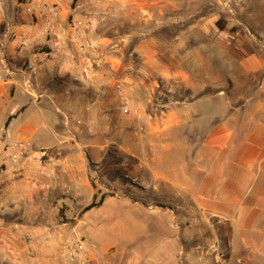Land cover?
Listing matches in <instances>:
<instances>
[{"label":"crops","instance_id":"0c3cea01","mask_svg":"<svg viewBox=\"0 0 264 264\" xmlns=\"http://www.w3.org/2000/svg\"><path fill=\"white\" fill-rule=\"evenodd\" d=\"M232 1L0 0V264L75 232L86 264H264V0Z\"/></svg>","mask_w":264,"mask_h":264},{"label":"built area","instance_id":"2783aa9c","mask_svg":"<svg viewBox=\"0 0 264 264\" xmlns=\"http://www.w3.org/2000/svg\"><path fill=\"white\" fill-rule=\"evenodd\" d=\"M225 6L229 7L230 3L227 1L224 3ZM47 22V19H45ZM71 32L75 41L79 44L80 49L87 52L93 47L92 38L90 35L89 23L75 24L71 22ZM116 88H121L122 83L116 82ZM21 146V145H19ZM18 158V154L12 155V160L15 161ZM74 238L67 241L66 244V257L71 264H86L85 253H86V241L80 232L74 233Z\"/></svg>","mask_w":264,"mask_h":264},{"label":"rangeland","instance_id":"374dc122","mask_svg":"<svg viewBox=\"0 0 264 264\" xmlns=\"http://www.w3.org/2000/svg\"><path fill=\"white\" fill-rule=\"evenodd\" d=\"M227 1L230 3V6H229V7H227V6L224 5V3L227 2ZM232 3H233L232 0H222V3H221V4H222L224 7H227V8L230 9ZM202 133H203V132H202ZM202 133H201V131H196V130H195V131H194V130H193V131H189V137H190L191 139H196V138H198V136L200 137V135H201Z\"/></svg>","mask_w":264,"mask_h":264},{"label":"trees","instance_id":"16d2710c","mask_svg":"<svg viewBox=\"0 0 264 264\" xmlns=\"http://www.w3.org/2000/svg\"><path fill=\"white\" fill-rule=\"evenodd\" d=\"M76 1H77V0H73L72 5H74ZM94 205H95V203H91L87 208H90V207H92V206H94Z\"/></svg>","mask_w":264,"mask_h":264}]
</instances>
